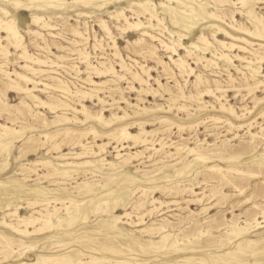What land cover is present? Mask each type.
I'll return each instance as SVG.
<instances>
[{
    "label": "rangeland",
    "instance_id": "rangeland-1",
    "mask_svg": "<svg viewBox=\"0 0 264 264\" xmlns=\"http://www.w3.org/2000/svg\"><path fill=\"white\" fill-rule=\"evenodd\" d=\"M30 1L0 10V264H264V0Z\"/></svg>",
    "mask_w": 264,
    "mask_h": 264
},
{
    "label": "bare ground",
    "instance_id": "bare-ground-1",
    "mask_svg": "<svg viewBox=\"0 0 264 264\" xmlns=\"http://www.w3.org/2000/svg\"><path fill=\"white\" fill-rule=\"evenodd\" d=\"M2 1H5V0H0V10H2L3 13H9V10H7L5 7L1 6L3 4ZM56 1H59V0H43L42 1L43 2L42 5H46V6H50L51 7L53 5V3H55ZM30 2H38L41 5L40 0H31ZM82 2L89 3L88 0H83ZM60 4H62V3H60ZM15 6L16 7L20 6V3L19 2H16V5ZM20 7H22V6H20ZM34 20L38 22V21L42 20V18L41 17H35ZM18 21H19V24L22 23V22H24V17L20 16L18 18ZM43 24L44 25H47L46 23H43ZM140 25H141L140 22H136V23H131L130 26L137 28ZM0 28L1 29H4L8 33V37H6L7 40H8V45H13L15 47H23V49L27 52L25 46L23 45L22 37L19 34V31L17 30L16 26L14 25V21H12V19L7 20V21L0 19ZM251 34H254V35H256L257 37H260V38L261 37L264 38V34H262L260 31L259 32H253ZM1 39L2 38L0 37V46L2 45ZM201 39L204 40V41H207V39L204 36H202ZM233 47H235V44L234 43L231 44V48H233ZM170 48H172L173 51H176V49L174 47H170ZM4 53L5 52H3V54ZM180 64L181 65L184 64L182 60H181ZM33 71H36V69H33ZM4 73L5 74H8V75L10 74L9 72H4ZM16 75L18 77H20L21 79H24L26 81H31V78H29L28 76H25V75L20 74V73H16ZM10 86L12 88H15V90L16 89H19V90H23L25 92H31V90L29 88H23L17 82H14V81H13V84H11ZM32 94H34V93H32ZM33 97H34V95H33ZM43 103H45V102H43ZM66 106H68V104H66ZM83 112L85 114V119L86 120L90 118L91 120H89V121H95L97 123H101L103 126H105L107 128H112V129L109 130L106 133H101L99 130H97L95 127L92 126L91 128H89V130H82V131L78 132L77 134L80 135V136L78 135L79 138L82 137V136H86V134L88 135V133L92 132L96 137L98 136V137H102L103 138V136H105V137L108 136L110 138H114V139L116 138L117 140L135 139V140L141 141V142H145L146 141V138L142 137L141 134L133 135L132 132L130 130H128L127 126H121V127H118V128L113 127L114 120H115V122L116 121H121V120H123V118H125V116L127 114L124 115V116H122V117H120V116L117 117L116 116L113 119L112 118L111 119H105L102 114H96V115H93L91 113L89 114V113L86 112V109H84V108H83ZM230 112L233 115L235 114V111L234 110H230ZM67 119L68 118H65V120H67ZM2 128H3V132H0V136L6 135L9 131L11 132V129L8 128V127H6V126H3L2 125ZM142 130H143L144 133H147V131L144 128H142ZM64 131H66L68 134H70V133L71 134H74V132H75V130H71L70 128H66ZM78 142H80V139L78 140ZM100 147H103V145H100ZM189 151L192 152V153H194L195 152V149H190ZM79 155H81V154H79ZM121 155H122L121 153H118V156H121ZM197 155H198V158L197 159H199V160H201L203 162H206V159H207L206 157L202 156L199 153ZM86 163L89 164V163H92V161L91 160H87ZM28 203H32V201H30ZM15 211H17V210H15ZM258 224H259V222H258ZM59 259H61V258L60 257H49V256H47V257H40V262H44V264H56L59 261ZM95 261H96L95 258H91V260H89L87 262L86 261H80L79 263L80 264H88V263H92V262H95ZM33 264H38V262L37 263H33ZM170 264H175V263H170Z\"/></svg>",
    "mask_w": 264,
    "mask_h": 264
}]
</instances>
